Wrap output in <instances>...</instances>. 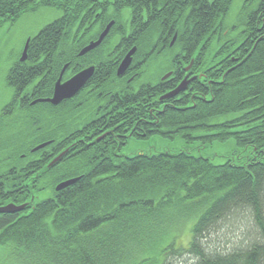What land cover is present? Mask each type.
Returning <instances> with one entry per match:
<instances>
[{
    "label": "trees",
    "instance_id": "1",
    "mask_svg": "<svg viewBox=\"0 0 264 264\" xmlns=\"http://www.w3.org/2000/svg\"><path fill=\"white\" fill-rule=\"evenodd\" d=\"M236 1H104L103 8L111 12L95 17L74 13L80 0H0V27L41 5L60 14L32 35L30 59L45 58L43 65L53 59L57 74L68 62L80 68L94 64L93 80L101 79L104 93L114 90L100 124L110 135L86 150L83 144L54 145L56 157L67 152L52 168L48 158L40 166L45 181L38 187L44 198L24 215H0V248L13 251L23 264H173L187 255L192 258L186 264H264V0H243L233 25L230 12ZM68 7L73 11L67 13ZM146 9L156 16L151 22L143 19ZM112 19L116 23L105 41L79 56ZM175 30L173 46L141 45L173 38ZM205 41L212 44L201 45ZM137 43L134 63L148 52V63L161 62L164 74L176 61L183 68L194 58L196 72L203 76L187 91L162 101L160 96L183 79L179 68L159 84H136L146 76L144 68L131 83L116 74ZM16 74L11 67L7 80ZM14 81V91L25 82ZM81 97L82 105L92 104ZM81 104L72 110L73 122L56 113L62 132L71 126L75 130L74 122L85 110ZM231 114L235 116L218 121ZM193 129L215 130L211 143L232 141L233 147L216 158L190 149L120 153L134 136L173 134L188 142ZM51 172L52 186L46 178ZM77 177L56 190L60 182ZM239 216L249 219V236L231 248L220 247L215 237Z\"/></svg>",
    "mask_w": 264,
    "mask_h": 264
},
{
    "label": "flooded vegetation",
    "instance_id": "2",
    "mask_svg": "<svg viewBox=\"0 0 264 264\" xmlns=\"http://www.w3.org/2000/svg\"><path fill=\"white\" fill-rule=\"evenodd\" d=\"M80 1V8L78 10H75L74 13L83 16L92 15L95 17H100L102 14H107L110 9V7L103 8V2H114L115 0ZM131 1L135 2L137 0ZM164 5L168 6V2L166 1ZM72 11V7H68L66 9L67 13ZM161 11L162 10L159 9L156 13L160 14ZM109 12H111V9ZM154 17L156 16L153 15L152 10H144L143 19H145V22H151ZM111 22H113V25L111 26L110 31L112 30L113 26L116 23L114 19L110 20L106 24V26L100 31L97 39L100 37L101 33L107 28V26ZM167 22L170 23V20H168ZM174 29L175 27H171V30ZM227 32L228 31L225 32L226 35L228 34ZM107 36L105 37V39L107 38ZM29 38L32 39V37ZM177 38L178 32L175 30L173 38L163 36L158 41H148L144 42L141 45L151 49H161L167 46H173ZM105 39L103 40V42L105 41ZM168 39L169 42L167 41ZM210 43L212 44V42L210 41H205L201 45L206 46ZM25 44L23 48L17 52V55L16 57H14L13 62L10 66V68L14 67L16 69L17 74L16 79L14 80L16 82H19L21 78L25 80V82L20 85L21 87L18 91H14V88H17L13 85L12 81L14 80L12 79V81H8L7 78H5L7 86L6 91L10 90L11 93L9 99L5 100L0 106V209L8 206L9 204H13L15 206L24 205V208L22 210H18L12 213L0 212V215L14 214L17 217L26 214L28 211H31L34 207L32 203L38 201L41 197L44 198L45 191L41 192L43 195L42 196L39 192L38 187L39 182L41 183L42 180L43 182L45 181L44 178H42V180L40 178L41 176H43L44 173L43 171L41 172L40 166L46 163L47 158L50 159L48 161L49 164L56 158L54 147L56 143H69L71 145L83 144L85 145L86 150L87 148H89V145H93L95 141L101 142L106 140V138L110 135L111 132L107 131L106 133H103V128L100 124L101 122L103 123L104 104H108V98H113L114 96V90H111V92L104 93V88L101 79H99V82L98 80L97 82H95L93 80L95 76L94 74V76L85 84V86L76 95L70 98H66L58 104H53L50 99L54 97L56 83L65 66L67 67L63 75L62 83L66 82L83 69L94 64L80 68L79 65L72 67L71 62H68L62 67L59 74H57L53 59H51L50 62L46 65L42 64L43 60L45 59L42 57L30 59L27 55V58L23 60L22 53ZM116 45H119V43H117ZM138 46L139 44L137 43L133 44L131 47V49L136 47L135 54L137 53ZM91 51H89L88 53H90ZM80 52L78 53L79 56L85 55H80ZM147 54L148 52L145 53L143 59L138 60L137 62L135 61V63L133 55V61L127 68V70L122 75H118L116 72L117 76L122 81L126 79L128 83H131L138 77L141 68H144L143 70L145 72V75L149 72V69L152 67L161 69V62L154 61L153 63H148L146 58ZM124 57L122 58V60L124 59ZM121 62L119 63V65L121 64ZM195 62L196 60L193 58L189 65H186L182 68V66L180 65L181 61H176L175 68L167 70L164 74H162L161 72L157 79H153L149 82H152L154 84L165 83L169 79L173 78L176 69L179 68L180 73H183L184 75L183 79L179 82V84L187 77L189 80V83L187 85L188 89V87L194 81H196L198 77L203 76V73L196 72L198 67L195 66ZM146 65L148 66L146 67ZM94 66L97 70V66ZM72 70L73 73H71ZM167 74H169L168 77H166ZM143 83L145 82H142V77H139V79H137L136 81V84ZM175 88L168 90L164 94L174 90ZM187 89L184 91H187ZM164 94L160 96V100L162 101L167 100L161 99ZM81 95V99H83L84 102H87L92 99V104L88 107L86 105H82V101L79 100ZM76 104H81L85 108L84 111L90 109L91 112L87 114L84 111L82 112L83 117H80L78 121L74 122L76 125V128H74L75 130L71 129L73 128L71 126V128L68 127L66 130H64V132H62V129L58 127L63 121H61V119L57 120L56 113H63V116L67 118L68 121L73 122L72 110H74V107L76 108ZM105 107H108V105ZM78 108L81 109V107ZM89 126H95L96 130H91V127ZM99 132L100 134H98ZM128 142L124 143L123 146L127 145ZM41 145L45 146L39 147ZM46 148L48 149L45 151ZM65 152L63 153L65 154ZM54 165L49 167L52 168ZM46 178L49 181V185H51L54 181V173H48ZM53 189L54 188L49 189V193H51V190Z\"/></svg>",
    "mask_w": 264,
    "mask_h": 264
},
{
    "label": "rangeland",
    "instance_id": "3",
    "mask_svg": "<svg viewBox=\"0 0 264 264\" xmlns=\"http://www.w3.org/2000/svg\"><path fill=\"white\" fill-rule=\"evenodd\" d=\"M41 1V0H39ZM243 0H237L230 12L231 24L235 21V16L240 12ZM60 14L48 6H38L29 10L15 22L7 21L0 27V106L9 99L10 90H7L6 75L10 69L14 57L20 51L29 37L39 32L46 24L52 22ZM234 25V23H233ZM161 69L152 67L142 82L157 79ZM234 114L219 118V122L231 119ZM215 130H191L192 139L186 141L180 135L173 137H164L162 135H153L148 139L131 137L127 145L123 146L121 155H134L138 153H158L164 151H178L181 149H190L191 152L200 153L203 156L216 158L226 154L233 147L232 141L219 142L214 140L210 142L209 135L214 134ZM243 214V213H242ZM246 215V214H245ZM247 216V215H246ZM239 216L231 218L226 227L221 228V235H217L214 241L222 248H231L234 245L244 242L250 234L251 226L249 217ZM224 237V238H223ZM224 239V240H223ZM226 241V242H225ZM222 245V246H221ZM191 256L178 257L173 264H186L191 260ZM0 264H23L15 259V253L6 248H0Z\"/></svg>",
    "mask_w": 264,
    "mask_h": 264
},
{
    "label": "water",
    "instance_id": "4",
    "mask_svg": "<svg viewBox=\"0 0 264 264\" xmlns=\"http://www.w3.org/2000/svg\"><path fill=\"white\" fill-rule=\"evenodd\" d=\"M112 25H113V22H111L107 26V28L101 33L100 37L96 41H91L88 45H86L81 50L80 55H84V54L88 53L89 51L98 47L103 42L105 37L108 35ZM30 41H31V38H28V40L25 44V47H24V50L22 53V59L23 60L27 58ZM135 52H136V47L131 49L127 53V55L124 57V59L122 60L121 64L118 67V70H117L118 75H122L127 70V68L130 66V64L133 61V55L135 54ZM66 67L67 66H65L64 69L62 70V73H61V75H60V77L56 83L54 97L52 99H50V101L53 104H58L59 102L63 101L64 99L70 98V97H73L74 95H76L85 86V84L94 76L95 70H96V67L94 65L89 66V67L83 69L82 71H80L79 73H77L76 75H74L72 78H70L66 82L62 83V79H63L64 72L66 70ZM168 76H169V74L166 75V77H168ZM188 83H189V80L186 77L174 90L164 94L161 97V99H168V98H171V97L178 95L180 92L187 89ZM43 146H45V145H41L39 147H43ZM63 154L64 153L57 156L49 164V166L56 164L62 158ZM79 178L80 177L71 178V179L65 180L63 182H60L56 186V190L60 191L64 188L74 184ZM23 208H24V205L15 206L13 204H9L8 206L1 208L0 212L12 213V212H15L18 210H22Z\"/></svg>",
    "mask_w": 264,
    "mask_h": 264
}]
</instances>
